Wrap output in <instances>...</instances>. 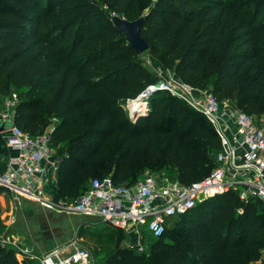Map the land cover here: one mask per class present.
Returning <instances> with one entry per match:
<instances>
[{
    "label": "trees",
    "instance_id": "16d2710c",
    "mask_svg": "<svg viewBox=\"0 0 264 264\" xmlns=\"http://www.w3.org/2000/svg\"><path fill=\"white\" fill-rule=\"evenodd\" d=\"M115 16H143L145 52L183 82L264 113V0H0V107L16 93L15 124L32 135L57 119V179L47 185L56 200L77 198L94 178L133 184L149 168L170 169L172 179L191 184L211 173L222 148L209 119L167 92L153 93L148 111L128 115L126 101L159 78ZM3 133L0 173L10 153ZM175 224L149 252L122 247L125 232L114 228L117 245L104 264H251L264 257L258 199L229 191ZM0 264L20 262L0 246Z\"/></svg>",
    "mask_w": 264,
    "mask_h": 264
},
{
    "label": "built area",
    "instance_id": "2783aa9c",
    "mask_svg": "<svg viewBox=\"0 0 264 264\" xmlns=\"http://www.w3.org/2000/svg\"><path fill=\"white\" fill-rule=\"evenodd\" d=\"M157 91H167L188 101L212 123L222 148L216 154V166L208 176L191 184L154 174L133 184L115 183L111 176L94 178L77 198L56 200L47 190L49 182L56 179L58 167L51 161L52 156L57 158L56 148L51 144L54 121H57L53 118L50 127L38 135H32L16 124L3 133L10 156L5 171L0 173V194L9 189L52 210L99 217L132 236L131 247L139 252H143L146 246L143 235L161 237L167 228L168 217L185 214L206 199L236 191L241 200L258 199L264 204V119L261 115L249 114L230 100L219 101L207 90L174 78L172 81H156L134 100L129 99L134 102L133 117L142 105L148 106L149 98ZM194 91L203 95L195 99ZM17 99V94L13 93L4 101L0 122L15 123ZM0 246L12 248L20 264L26 261L34 264H92L90 252L77 240L41 254L33 253L17 237L5 232L1 205Z\"/></svg>",
    "mask_w": 264,
    "mask_h": 264
},
{
    "label": "rangeland",
    "instance_id": "374dc122",
    "mask_svg": "<svg viewBox=\"0 0 264 264\" xmlns=\"http://www.w3.org/2000/svg\"><path fill=\"white\" fill-rule=\"evenodd\" d=\"M55 56L57 57V55ZM139 59L149 68L153 76L159 78L157 81H172L174 78H179L173 71L166 69L157 59L147 52H143ZM194 92L195 99L203 95L202 92ZM11 97L12 95L8 98ZM189 98L192 99L191 97ZM185 102L189 105L188 101ZM133 103L134 102L127 100L125 104L128 115L131 117H133V114H131ZM3 104L0 110H3ZM137 111H139L137 112L138 114L142 111H148L147 104L142 105ZM260 115L262 119H264V113ZM51 123L52 121L50 124ZM56 157L57 158L54 157L53 162L58 165L59 157ZM171 173L172 171L170 169L155 171L149 168L145 170L140 179L150 174L157 175L160 178L168 177L171 179L169 176ZM1 193V217L5 232L17 237L19 241L24 243L25 246H28L33 253L41 254L57 246L77 240L80 246L85 247L90 252L92 264H104L106 253L112 252L116 248L119 236V233L113 230L116 227L105 223L99 217L52 210L44 207L35 199H30L9 189ZM176 220L177 216L168 217L167 228L174 227L176 225ZM143 239L146 243L144 251L149 252L150 243L154 241V238L145 234L143 235ZM133 241L134 238L125 232L121 246L133 249L131 247ZM263 259L264 257L262 256L261 259L251 264H263Z\"/></svg>",
    "mask_w": 264,
    "mask_h": 264
},
{
    "label": "water",
    "instance_id": "95a60500",
    "mask_svg": "<svg viewBox=\"0 0 264 264\" xmlns=\"http://www.w3.org/2000/svg\"><path fill=\"white\" fill-rule=\"evenodd\" d=\"M143 21V16L133 21L120 16H115L113 19L114 24L127 36L128 41L136 49L138 54L147 51L150 46L148 41L141 34ZM14 126L15 123L12 121L0 122V132H5ZM51 160L54 161V157H51Z\"/></svg>",
    "mask_w": 264,
    "mask_h": 264
},
{
    "label": "crops",
    "instance_id": "0c3cea01",
    "mask_svg": "<svg viewBox=\"0 0 264 264\" xmlns=\"http://www.w3.org/2000/svg\"><path fill=\"white\" fill-rule=\"evenodd\" d=\"M10 156V153L8 154V156H6V157H3L2 159L4 160V158H6V160L8 159V157ZM2 194V193H1ZM0 194V195H1ZM1 205V204H0Z\"/></svg>",
    "mask_w": 264,
    "mask_h": 264
}]
</instances>
